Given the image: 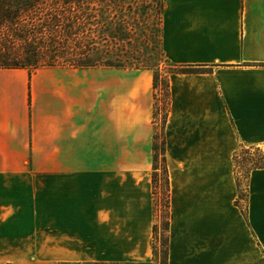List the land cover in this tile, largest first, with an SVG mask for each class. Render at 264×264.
Listing matches in <instances>:
<instances>
[{"label": "crops", "instance_id": "crops-1", "mask_svg": "<svg viewBox=\"0 0 264 264\" xmlns=\"http://www.w3.org/2000/svg\"><path fill=\"white\" fill-rule=\"evenodd\" d=\"M167 264H264V0H162ZM152 72L0 69V264H155Z\"/></svg>", "mask_w": 264, "mask_h": 264}, {"label": "trees", "instance_id": "trees-1", "mask_svg": "<svg viewBox=\"0 0 264 264\" xmlns=\"http://www.w3.org/2000/svg\"><path fill=\"white\" fill-rule=\"evenodd\" d=\"M153 11L148 0H0V69H25L29 76L40 69L56 68L150 70L153 87L152 122L156 126L160 125L163 131L169 110V76L195 72L197 69L173 65L164 76L159 74L163 52L158 49L155 40H162V0L158 3V11L155 10L161 15L158 22L152 21ZM159 80L163 98L166 99L162 107L158 106L159 98L156 96ZM158 114L162 115L159 124ZM156 140L157 132L152 142L153 195L157 175L154 164L158 150ZM253 149L260 153L262 163L252 165L248 173L252 169L264 168V153L259 148L241 147L232 157L236 164L239 154H249ZM163 163L166 208L164 262L167 264L169 185L164 156ZM235 179L242 199L246 187L241 190L239 179ZM155 235L154 224L153 257Z\"/></svg>", "mask_w": 264, "mask_h": 264}, {"label": "rangeland", "instance_id": "rangeland-1", "mask_svg": "<svg viewBox=\"0 0 264 264\" xmlns=\"http://www.w3.org/2000/svg\"><path fill=\"white\" fill-rule=\"evenodd\" d=\"M148 2L150 4H152V8L153 10H157L158 11V3L160 2V0H148ZM155 7V8H154ZM153 11V12H154ZM154 16V17H153ZM152 16V21L154 22H158V18L161 17V15L157 14L156 11L154 12ZM155 42L158 44V49L163 52L162 49V41L159 40H155ZM162 58V62H160L159 64V74H161V76H164L165 73H167L168 71H170L173 67L174 64H172L171 62L167 61V58L165 57L164 53L161 56ZM156 96L159 98V100L157 101V104L159 107L164 106V103L166 101L165 98H163V92H162V86L160 84V80H159V84L157 86V92H156ZM161 99V100H160ZM163 101V103H162ZM161 114H158L157 116V123H160V118H161ZM155 126V132H157V147L158 150L156 152V157H155V168H156V184H155V189H154V195H153V210H154V217H155V225H156V235H155V241H154V246H155V256L153 257V260L155 262V264H165L164 262V248H165V232H164V225H165V190H164V175H163V156L165 157V149L163 151V131L160 125ZM261 152H263L262 150H260ZM164 153V155H162ZM264 153V152H263ZM261 155L259 152L253 150H250L249 154H239V157H237L236 161L237 163L234 164L233 163V170H234V174H235V178L239 179V183H240V189L243 190L244 186L246 184L245 182V177L246 174L248 173V171L250 170V168L252 167V165L254 164H260L262 163L261 160ZM152 161H153V152H152ZM233 161V160H232ZM153 163V162H152ZM166 165V163H165ZM152 169H153V165H152ZM152 174V173H151ZM169 209V208H168ZM169 213V211H168ZM168 221H169V214H168ZM169 230V227H168ZM167 240H168V232H167ZM168 245V242H167ZM153 246V244H152Z\"/></svg>", "mask_w": 264, "mask_h": 264}]
</instances>
